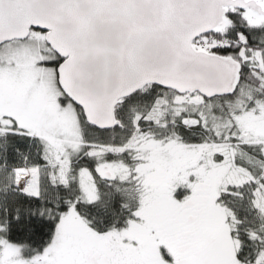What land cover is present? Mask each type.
Here are the masks:
<instances>
[{
	"label": "snow or ice",
	"instance_id": "obj_1",
	"mask_svg": "<svg viewBox=\"0 0 264 264\" xmlns=\"http://www.w3.org/2000/svg\"><path fill=\"white\" fill-rule=\"evenodd\" d=\"M0 264H264V0H0Z\"/></svg>",
	"mask_w": 264,
	"mask_h": 264
}]
</instances>
